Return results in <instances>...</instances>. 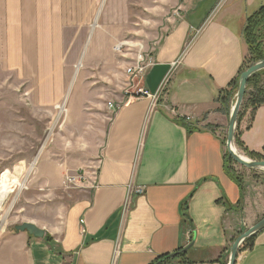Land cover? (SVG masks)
<instances>
[{
    "label": "crops",
    "instance_id": "crops-1",
    "mask_svg": "<svg viewBox=\"0 0 264 264\" xmlns=\"http://www.w3.org/2000/svg\"><path fill=\"white\" fill-rule=\"evenodd\" d=\"M100 1L0 0L4 67L35 84L39 103L55 102H45L43 90L59 99L66 91L62 75L73 69L65 59L89 66L136 46L132 58L143 53L153 60L139 78L129 76L121 103H99L110 121L98 146L79 151L94 156L90 163L57 170L47 162L40 179L68 189L70 199L62 211L49 204L45 218L21 222L45 230L43 237L16 227L2 234L0 264H229L236 238L264 217V179L245 173L237 182L227 174L234 98L223 105L220 96L244 70L243 29L264 0ZM134 5L161 30L136 44L125 39L134 31ZM48 74L55 84L43 87ZM142 87L158 98L136 95ZM239 128L247 149L236 144L239 152L264 159V105L253 119L247 112ZM7 168L0 164V171ZM8 172L0 178V210L21 179L7 183ZM69 175L83 181L71 185ZM237 264H264V229L242 243Z\"/></svg>",
    "mask_w": 264,
    "mask_h": 264
},
{
    "label": "rangeland",
    "instance_id": "rangeland-1",
    "mask_svg": "<svg viewBox=\"0 0 264 264\" xmlns=\"http://www.w3.org/2000/svg\"><path fill=\"white\" fill-rule=\"evenodd\" d=\"M106 1L101 0L100 4L104 5ZM140 7L134 5V31L125 37L127 40H133L132 42L135 44L148 39L150 33L157 35L161 32L156 26L157 24L151 26L147 24L149 15L148 13L144 14ZM98 17H96L97 20ZM143 17L145 19H142ZM88 35L89 33L86 38ZM1 36L3 35L0 32V42H2ZM257 46L259 48L257 53L260 50V53L264 55V34L261 35ZM137 50L138 48L135 46L125 51L126 56L114 52L115 58H93L90 60L89 66L88 62L82 66L80 64L82 59L79 64L77 63L79 59H65V65L70 71L73 69L71 73L62 75V84L66 87V91H61L60 94H63L59 99L56 96H46V91L43 90V100L55 102L42 104L36 100L37 92L32 89L35 84L19 80L5 69L3 60L5 51L4 47L0 45V164L3 168L5 165L8 166L7 169L0 171V178L8 170L10 176L6 180L7 183L11 181L12 176L13 178L14 176L20 177V181L26 179L25 188L21 192L17 191L15 183L11 187L14 190L1 189L12 194L0 210V227L3 225L0 229V237L4 233L14 232V228L20 225L27 216L45 218L48 215L46 211H49L46 210V205L51 204V208L55 212L62 211L67 203L65 201L70 199L65 193L68 192V189H55L45 181L46 178L40 179V172L47 162L49 165L56 166L57 170L70 164L75 166L80 163H90L91 157L94 156L79 151L82 152L83 150L80 149L86 145L94 148L100 144L110 121V112L103 110L99 103L103 100L107 103H121L120 99L127 94V88L131 83L130 74L126 72L135 59L131 56ZM86 54L90 56V52ZM246 61L249 66L259 60H255V56L251 51L250 53L248 51ZM88 67L89 72H87ZM46 76L52 80H44L43 87L55 84L54 74ZM82 94H84V98ZM62 103H65L64 112L58 107ZM79 104H81L80 107ZM227 135L228 132H226V139ZM34 160L35 166L30 171L29 168ZM231 170L241 181L244 179L245 173L251 177L256 173L258 175L256 177L264 179V169L262 168L249 170L234 163L231 165ZM30 199L33 202L28 204ZM256 219H258L257 216L254 217V220ZM242 248L246 249L247 246Z\"/></svg>",
    "mask_w": 264,
    "mask_h": 264
},
{
    "label": "trees",
    "instance_id": "trees-1",
    "mask_svg": "<svg viewBox=\"0 0 264 264\" xmlns=\"http://www.w3.org/2000/svg\"><path fill=\"white\" fill-rule=\"evenodd\" d=\"M263 28H264V6L259 8L252 15L248 16L245 22L244 29H243V34L245 36V40L248 45V51L249 53L251 51V53L255 56V60H261L262 58H264V55L260 53V50L257 53V50L259 49L257 46L258 41L261 38V35L264 34ZM249 66L251 65L249 64ZM249 66L247 65V63H245L244 70L248 68ZM239 77L232 82L229 88L221 92L220 101L223 105L224 104L228 105L229 103H231L233 98H235L238 85H239ZM263 78H264V70L254 74L250 78L248 82V86H247L245 99L241 107V110L239 112V116H238V127L236 130L235 142L239 147L243 148L246 151L247 149L240 139L239 126H240L242 119L247 114V112H250V116L253 119L257 109L261 105H264V86H262V84L264 83ZM249 156H251L252 158H258V159L261 158L259 154L253 153V152H249ZM225 157H226L225 169H226L227 174L230 176V178L239 182V178H237L231 170V165L236 162L233 160V158L227 151H226ZM253 238L254 236L247 239L246 243H250L253 240ZM170 258H172V255L166 256L165 260H169Z\"/></svg>",
    "mask_w": 264,
    "mask_h": 264
},
{
    "label": "water",
    "instance_id": "water-1",
    "mask_svg": "<svg viewBox=\"0 0 264 264\" xmlns=\"http://www.w3.org/2000/svg\"><path fill=\"white\" fill-rule=\"evenodd\" d=\"M262 70H264V58L252 64L241 73L239 77L238 89L234 98V103L231 107L230 119H229L228 135L226 142L227 151L236 163L244 167H247L249 169H261V168L264 169V159L255 160L243 156L239 151H237L235 137H236V130L238 125V116L245 99L248 82L254 74ZM263 229H264V217L261 220H259L256 224L249 227L247 230L243 231L236 238V240L234 241L231 247L229 264H237L238 253L242 243H244L250 237L255 236ZM16 230L28 231L30 234L37 237H43L45 235V230L39 228L33 223H23L21 225H17Z\"/></svg>",
    "mask_w": 264,
    "mask_h": 264
},
{
    "label": "built area",
    "instance_id": "built-area-1",
    "mask_svg": "<svg viewBox=\"0 0 264 264\" xmlns=\"http://www.w3.org/2000/svg\"><path fill=\"white\" fill-rule=\"evenodd\" d=\"M122 48H123L122 45L117 46L118 51L122 50ZM152 63L153 60L151 57H148L143 53H139L138 57H136V59L131 64V66L127 69V73L130 74L129 76L134 80L135 78H139L141 75H143L146 72L147 68L152 65ZM136 95L149 98L152 100L157 99L159 96L158 94L157 95L152 94L149 90L143 87L139 88L136 91ZM109 105L111 107L113 106L112 103H109ZM78 181H83L82 175H76V176L69 175L67 177V183L71 185H75ZM138 192H143V189H138Z\"/></svg>",
    "mask_w": 264,
    "mask_h": 264
},
{
    "label": "bare ground",
    "instance_id": "bare-ground-1",
    "mask_svg": "<svg viewBox=\"0 0 264 264\" xmlns=\"http://www.w3.org/2000/svg\"><path fill=\"white\" fill-rule=\"evenodd\" d=\"M65 103H62V104H59L58 105V107L61 109V111H65ZM238 151V150H237ZM243 156H245V157H248V156H246V155H244V154H242ZM249 158V157H248ZM33 163L31 164V166H30V168H29V170L30 171H32L33 170V168H34V166H35V160L34 161H32ZM28 177V176H27ZM2 183V182H1ZM25 185H26V179H24L23 181H20L19 183H18V188H17V191L18 192H21V190L23 189V188H25Z\"/></svg>",
    "mask_w": 264,
    "mask_h": 264
}]
</instances>
